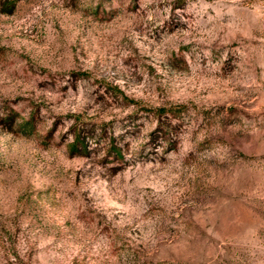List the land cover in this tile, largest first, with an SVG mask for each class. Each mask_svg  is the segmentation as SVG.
Returning <instances> with one entry per match:
<instances>
[{
    "label": "rangeland",
    "instance_id": "rangeland-1",
    "mask_svg": "<svg viewBox=\"0 0 264 264\" xmlns=\"http://www.w3.org/2000/svg\"><path fill=\"white\" fill-rule=\"evenodd\" d=\"M2 1L0 264H264V0Z\"/></svg>",
    "mask_w": 264,
    "mask_h": 264
},
{
    "label": "trees",
    "instance_id": "trees-1",
    "mask_svg": "<svg viewBox=\"0 0 264 264\" xmlns=\"http://www.w3.org/2000/svg\"><path fill=\"white\" fill-rule=\"evenodd\" d=\"M17 1L18 0H3L1 2V11L2 12H6V13H10L13 10V8H14V6H15V4H16ZM156 111L159 114L161 112L166 111V109L163 108V107H159V108L156 109ZM84 149H85V146H83L82 141L80 140L79 135L76 134L74 136V139H73L72 143H71L70 151L71 152H79V151H82ZM111 151L115 154V156H117V157L120 156V150H119V148H117L115 146H111Z\"/></svg>",
    "mask_w": 264,
    "mask_h": 264
}]
</instances>
